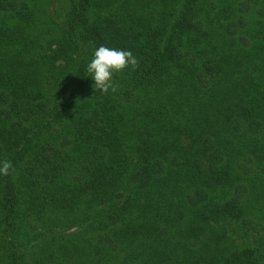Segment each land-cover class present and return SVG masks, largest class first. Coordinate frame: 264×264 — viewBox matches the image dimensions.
<instances>
[{
    "label": "trees",
    "instance_id": "1",
    "mask_svg": "<svg viewBox=\"0 0 264 264\" xmlns=\"http://www.w3.org/2000/svg\"><path fill=\"white\" fill-rule=\"evenodd\" d=\"M0 161V264H264V0H0Z\"/></svg>",
    "mask_w": 264,
    "mask_h": 264
},
{
    "label": "clouds",
    "instance_id": "2",
    "mask_svg": "<svg viewBox=\"0 0 264 264\" xmlns=\"http://www.w3.org/2000/svg\"><path fill=\"white\" fill-rule=\"evenodd\" d=\"M137 63V57L132 51L101 45L94 50L86 66V72L94 82L93 87L96 90L107 92L114 73L129 67L135 68ZM12 169L11 161H0V175H8Z\"/></svg>",
    "mask_w": 264,
    "mask_h": 264
}]
</instances>
